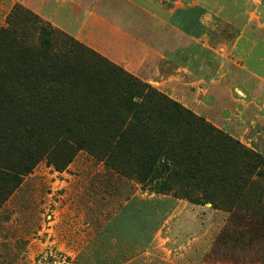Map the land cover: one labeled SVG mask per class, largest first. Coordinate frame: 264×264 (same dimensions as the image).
<instances>
[{"label":"rangeland","instance_id":"obj_1","mask_svg":"<svg viewBox=\"0 0 264 264\" xmlns=\"http://www.w3.org/2000/svg\"><path fill=\"white\" fill-rule=\"evenodd\" d=\"M41 2L37 9L60 4L65 20L0 0V33L15 26L35 36L22 10L30 11L264 158L262 7L244 0ZM194 3L208 12L207 36L197 40L168 24L172 10ZM17 13L21 20L11 25ZM28 145L40 157L31 172L0 183V264H264L259 193L252 206L230 211L195 204L175 191L144 189L85 150L60 147L48 159Z\"/></svg>","mask_w":264,"mask_h":264},{"label":"trees","instance_id":"obj_2","mask_svg":"<svg viewBox=\"0 0 264 264\" xmlns=\"http://www.w3.org/2000/svg\"><path fill=\"white\" fill-rule=\"evenodd\" d=\"M22 11L35 36L0 33V183L31 172L33 144L48 159L60 147L85 150L144 189L195 204L230 211L264 196L261 155Z\"/></svg>","mask_w":264,"mask_h":264},{"label":"crops","instance_id":"obj_3","mask_svg":"<svg viewBox=\"0 0 264 264\" xmlns=\"http://www.w3.org/2000/svg\"><path fill=\"white\" fill-rule=\"evenodd\" d=\"M22 1L32 9L39 11L40 14L45 15L57 24L65 20V13L60 4L51 5L49 10L37 9V5L43 6L41 1H174V0H14ZM188 1V0H183ZM202 1V0H200ZM250 4L259 5L264 11V0H244ZM208 12L205 5L194 3L183 5L175 8L168 15V24L170 30L182 35L186 39H203L207 36L208 28ZM211 19V18H210ZM258 19H260L258 17ZM264 23V16L261 17ZM259 20V21H261ZM264 35V32L263 34Z\"/></svg>","mask_w":264,"mask_h":264}]
</instances>
